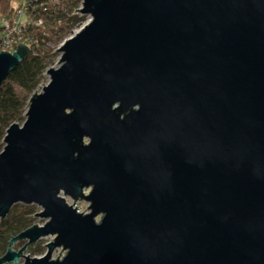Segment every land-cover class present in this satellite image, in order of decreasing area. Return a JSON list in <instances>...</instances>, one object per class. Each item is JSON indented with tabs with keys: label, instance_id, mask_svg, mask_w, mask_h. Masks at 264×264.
<instances>
[{
	"label": "water",
	"instance_id": "water-1",
	"mask_svg": "<svg viewBox=\"0 0 264 264\" xmlns=\"http://www.w3.org/2000/svg\"><path fill=\"white\" fill-rule=\"evenodd\" d=\"M76 10L89 21L3 139L0 219L23 203L46 221L0 264H264V0ZM30 50L0 51V88Z\"/></svg>",
	"mask_w": 264,
	"mask_h": 264
},
{
	"label": "trees",
	"instance_id": "trees-1",
	"mask_svg": "<svg viewBox=\"0 0 264 264\" xmlns=\"http://www.w3.org/2000/svg\"><path fill=\"white\" fill-rule=\"evenodd\" d=\"M17 0H0V19L9 16ZM80 0H34L30 11L43 18V24L33 19L25 26L24 33L31 50L3 81L0 88V149L4 146L7 128L16 121H24L27 105L33 92L39 87L44 73L58 55V44L70 36L87 15L74 11ZM42 3V4H41ZM45 3V4H44ZM46 7V9L44 8ZM32 15V14H30ZM35 204L16 203L9 214L0 219V256L7 251L9 240L33 223Z\"/></svg>",
	"mask_w": 264,
	"mask_h": 264
},
{
	"label": "built area",
	"instance_id": "built-area-1",
	"mask_svg": "<svg viewBox=\"0 0 264 264\" xmlns=\"http://www.w3.org/2000/svg\"><path fill=\"white\" fill-rule=\"evenodd\" d=\"M33 1L34 0H21L20 2H18L14 11L9 16L1 17L0 19V51L6 50L8 52H13L16 50L19 43H26L29 45V43L27 42L26 35L24 33V29H25V26L31 23L36 17V15L31 13L30 11L31 6H33L32 7L33 9H35V5H33ZM53 1H56V0H53ZM44 8L46 9V7ZM34 21L39 25L43 24L42 17H38Z\"/></svg>",
	"mask_w": 264,
	"mask_h": 264
},
{
	"label": "rangeland",
	"instance_id": "rangeland-1",
	"mask_svg": "<svg viewBox=\"0 0 264 264\" xmlns=\"http://www.w3.org/2000/svg\"><path fill=\"white\" fill-rule=\"evenodd\" d=\"M18 2H20L21 0H17ZM18 2L16 3V6H17V4H18ZM78 7H76V5L75 6H73L74 7V11H78V10H76V9H80V7L82 6V0H80V2H79V4L77 5ZM78 13H80L79 11H78ZM81 14V13H80ZM81 15H83V14H81ZM89 19H90V17L89 16H87L83 21H82V23L80 24V25H78L74 30H73V32L70 34V36L73 34V33H75L76 31H78L85 23H87L88 21H89ZM69 37V36H68ZM67 38V37H66ZM62 42H60L59 44H58V46L61 44ZM58 55L55 57V59L52 61V64L49 66V67H51V66H54V67H56V66H58V62H59V57H60V53H57ZM48 80H49V77L47 76V74H46V72L44 73V78H43V80H42V82L40 83V85H44V84H46L47 82H48ZM40 85H39V87L35 90V91H38L39 90V88H40ZM16 122H19V123H23V121H16ZM4 147V146H3ZM3 147L0 149V151L3 149ZM68 201L70 202V203H72L73 202V199L72 198H70V197H68ZM77 206H78V208H79V210L80 211H82V212H88V206H89V201H87V200H84V199H80V200H78L77 201ZM36 205V204H35ZM36 212L35 213H37V212H39L40 210H42V208L40 207V206H38V205H36ZM101 218V215H98L97 217H96V219L97 220H99ZM46 221V218H44V217H41V216H38V215H34V218H33V220H32V223L33 224H43L44 222ZM32 224V225H33ZM53 239V236L52 235H50V236H46V237H43V238H40L39 240H37L36 242H34V243H32V244H30L27 248H26V250L24 251V253L25 254H29L30 256H42L46 251H47V243L49 242V241H51ZM25 242H26V240H19V241H17V242H15L14 243V245H13V248L15 249V250H18L19 248H21L24 244H25ZM4 254V253H3ZM2 254V255H3ZM66 254V249H64L63 247H58V248H56L55 250H54V252H53V258H62L64 255ZM1 255V256H2ZM0 256V257H1ZM24 261V257H21L20 258V263H22ZM5 264H11V263H5Z\"/></svg>",
	"mask_w": 264,
	"mask_h": 264
},
{
	"label": "bare ground",
	"instance_id": "bare-ground-1",
	"mask_svg": "<svg viewBox=\"0 0 264 264\" xmlns=\"http://www.w3.org/2000/svg\"><path fill=\"white\" fill-rule=\"evenodd\" d=\"M61 42L63 43L64 41H61ZM62 43H61V44H62ZM61 44H60V45H61ZM60 45H59V46H60ZM59 46H57V48L55 49L57 53H58V50H57V49L59 48ZM47 69H48V68H47Z\"/></svg>",
	"mask_w": 264,
	"mask_h": 264
},
{
	"label": "clouds",
	"instance_id": "clouds-1",
	"mask_svg": "<svg viewBox=\"0 0 264 264\" xmlns=\"http://www.w3.org/2000/svg\"><path fill=\"white\" fill-rule=\"evenodd\" d=\"M13 6H14V7L16 6L15 3L13 4Z\"/></svg>",
	"mask_w": 264,
	"mask_h": 264
}]
</instances>
